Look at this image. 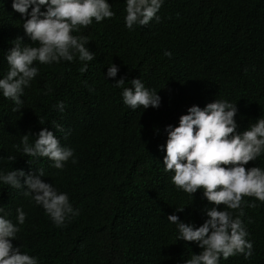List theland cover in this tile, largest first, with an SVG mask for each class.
<instances>
[{
	"label": "trees",
	"instance_id": "1",
	"mask_svg": "<svg viewBox=\"0 0 264 264\" xmlns=\"http://www.w3.org/2000/svg\"><path fill=\"white\" fill-rule=\"evenodd\" d=\"M108 3L112 18H93L72 33L87 37L92 61H80L78 54L73 61H35L38 74L24 88L19 106L0 90V175L26 173L18 177L23 188L0 180V216L19 228L14 247L37 264H186L202 249L179 240L177 225L167 217L177 215L198 228L210 218L206 210L218 207L233 218L243 211L246 239L253 244L250 258L221 255L218 264H264V201L244 197L236 210L215 206L202 189L191 195L177 188L174 173L163 164L168 126L178 127L194 105L203 109L216 99L236 105L240 133L264 118V0H163L158 20L132 29L125 22L126 0ZM25 19L13 0H0V79L9 70L12 41L23 37L32 43L22 27ZM111 64L118 68L114 78L107 75ZM121 78L125 85L116 87ZM133 79L158 93L159 108L133 110L124 103L123 89ZM60 102L63 111L56 107ZM44 128L73 150L63 169L23 153L21 136L31 134L34 144ZM245 167L264 169V150ZM29 175L66 193L79 214L57 226L24 194ZM18 208L26 214L22 225Z\"/></svg>",
	"mask_w": 264,
	"mask_h": 264
},
{
	"label": "clouds",
	"instance_id": "2",
	"mask_svg": "<svg viewBox=\"0 0 264 264\" xmlns=\"http://www.w3.org/2000/svg\"><path fill=\"white\" fill-rule=\"evenodd\" d=\"M162 3L163 0H126L127 28L147 26L154 18L158 20L157 13ZM42 6H46V11L41 10ZM13 9L26 18L22 27L32 42L25 43L23 37L12 41L15 47L7 55L9 70L0 79L3 96L17 106L23 103L24 88L38 74V68L33 66L35 61L41 64L59 63L61 59L73 61L77 54L80 61H92L94 54L85 46L89 43L87 37L72 33L79 32L81 26L90 25L93 18L100 22L115 15L108 0H13ZM37 42L39 46H32ZM165 55L170 57L171 53L165 52ZM86 68L87 65L80 71H86ZM117 72V66L111 64L107 75L114 78ZM125 83L121 78L115 86L123 87ZM128 83L131 87L124 88L122 92L127 106L133 110L139 106L143 109L160 107L161 97L147 89L141 79ZM56 107L61 111L64 109L62 102ZM237 111L236 105L218 99L203 109L192 106L188 114L180 117L178 127L168 126L163 160L165 170L174 173L172 182L177 188L191 195L202 189L210 204L224 205L233 210L240 209L244 197L264 201V169L245 167L264 150V118L240 133L234 119ZM55 127L58 131L60 126ZM30 136H21L26 156L48 158L56 169H63L65 162L73 156V150L62 147L57 136L47 128L35 136L34 144L29 143ZM15 147L19 149L20 145ZM8 160L14 162L16 157L9 156ZM25 175L23 170H13L0 175V180L14 188H23L18 177ZM40 175H44L43 169ZM25 183L27 189L24 194L42 205L57 226L62 225L69 215L79 214L69 203L68 195L58 193L53 184L31 175L27 176ZM183 210L176 208L177 212ZM3 211L0 207V212ZM17 213V220L22 225L26 214L22 208H18ZM206 214L210 218L198 228L181 221L177 215L167 217L177 225L179 240L197 242L202 249L200 254L187 259L186 264H218L221 255L225 260L238 253L246 259L252 256L253 244L246 239L248 233L240 218L244 214L242 210L235 218L229 211L218 210V207L208 208ZM18 231L12 221L0 216V264H37L36 258L22 253L21 247H14L12 240Z\"/></svg>",
	"mask_w": 264,
	"mask_h": 264
}]
</instances>
